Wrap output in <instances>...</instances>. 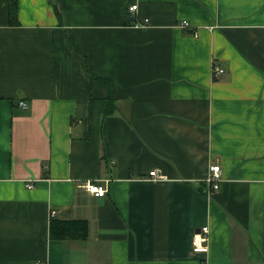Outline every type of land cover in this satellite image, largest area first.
I'll use <instances>...</instances> for the list:
<instances>
[{"label":"crops","instance_id":"0c3cea01","mask_svg":"<svg viewBox=\"0 0 264 264\" xmlns=\"http://www.w3.org/2000/svg\"><path fill=\"white\" fill-rule=\"evenodd\" d=\"M37 263L264 264V0H0V264Z\"/></svg>","mask_w":264,"mask_h":264},{"label":"built area","instance_id":"2783aa9c","mask_svg":"<svg viewBox=\"0 0 264 264\" xmlns=\"http://www.w3.org/2000/svg\"><path fill=\"white\" fill-rule=\"evenodd\" d=\"M137 10V5L133 4L128 7V11L130 13H134ZM148 20H144V24H147ZM181 27H188L189 22L182 21L180 23ZM212 76L218 77L222 72L223 69L220 68L215 64V62H212ZM19 105L22 108L26 107V103L24 101H20ZM148 179L150 180H164L166 179V176L159 173L157 169H153L148 174ZM104 181L105 183H101V181ZM222 180V169L219 164H211L208 167V173L207 176L204 178L205 184L208 186L207 191L208 194L213 193L219 188L220 182ZM108 182V179H89L86 180L84 183V186L89 191V193L97 195L99 197L104 196L107 192L106 183ZM28 188L32 187V183H28L26 185ZM53 214V212H51ZM208 240H209V227L207 225L199 227L193 234L192 240H191V252L194 254H206L208 252ZM40 264V263H37Z\"/></svg>","mask_w":264,"mask_h":264},{"label":"trees","instance_id":"16d2710c","mask_svg":"<svg viewBox=\"0 0 264 264\" xmlns=\"http://www.w3.org/2000/svg\"><path fill=\"white\" fill-rule=\"evenodd\" d=\"M8 14L14 19L17 13L18 0H7ZM110 105V104H109ZM87 222L85 220L57 221L51 220V234L58 238L83 239L87 236Z\"/></svg>","mask_w":264,"mask_h":264}]
</instances>
